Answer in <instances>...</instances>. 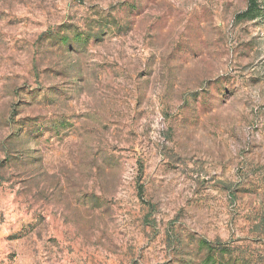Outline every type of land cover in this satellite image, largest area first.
<instances>
[{
    "label": "rangeland",
    "instance_id": "rangeland-1",
    "mask_svg": "<svg viewBox=\"0 0 264 264\" xmlns=\"http://www.w3.org/2000/svg\"><path fill=\"white\" fill-rule=\"evenodd\" d=\"M0 0V264H264V0Z\"/></svg>",
    "mask_w": 264,
    "mask_h": 264
},
{
    "label": "trees",
    "instance_id": "trees-1",
    "mask_svg": "<svg viewBox=\"0 0 264 264\" xmlns=\"http://www.w3.org/2000/svg\"><path fill=\"white\" fill-rule=\"evenodd\" d=\"M256 8H257L256 1L251 0V3L249 5V9L244 15H248V14L252 13Z\"/></svg>",
    "mask_w": 264,
    "mask_h": 264
}]
</instances>
